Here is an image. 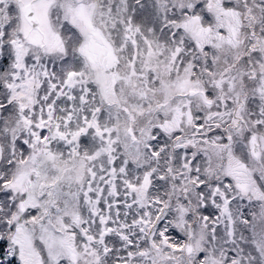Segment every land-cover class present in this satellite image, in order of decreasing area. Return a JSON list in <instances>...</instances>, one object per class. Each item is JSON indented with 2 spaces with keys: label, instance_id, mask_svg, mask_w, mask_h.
<instances>
[{
  "label": "snow or ice",
  "instance_id": "6c2138e0",
  "mask_svg": "<svg viewBox=\"0 0 264 264\" xmlns=\"http://www.w3.org/2000/svg\"><path fill=\"white\" fill-rule=\"evenodd\" d=\"M0 264H264V0H0Z\"/></svg>",
  "mask_w": 264,
  "mask_h": 264
}]
</instances>
